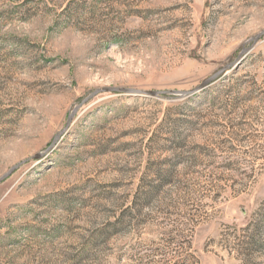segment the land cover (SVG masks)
<instances>
[{"label":"rangeland","instance_id":"374dc122","mask_svg":"<svg viewBox=\"0 0 264 264\" xmlns=\"http://www.w3.org/2000/svg\"><path fill=\"white\" fill-rule=\"evenodd\" d=\"M263 31L264 0H0V264H264Z\"/></svg>","mask_w":264,"mask_h":264},{"label":"water","instance_id":"95a60500","mask_svg":"<svg viewBox=\"0 0 264 264\" xmlns=\"http://www.w3.org/2000/svg\"><path fill=\"white\" fill-rule=\"evenodd\" d=\"M264 34V31L262 33H260L259 35H257L255 38L252 39L253 42H256L259 37L261 35ZM246 52V50H242L240 56H242L244 53ZM226 70V68L220 70L219 72H217L214 76H212L211 78H209L208 80L204 81L203 83H201L197 88L188 91V92H141V91H133V90H125V89H117V88H113V89H104V90H96L95 92H93L91 95H89L85 100H83L82 104L86 103L87 101H89L90 99H92L94 96H96L98 93L100 92H122V93H127V94H144L147 96H151V97H156L159 95H164V94H175L178 97H188L191 96L199 91L204 90L206 87H208L210 85L211 82H213V80H215L221 73H223ZM74 113V112H73ZM73 115V114H72ZM71 120V116L68 118L67 124H69ZM56 139L54 140L52 146L55 144ZM51 146V147H52ZM22 163H19L15 166H13L6 174H4L3 176L0 177V183L3 182L6 178H8L18 167H20Z\"/></svg>","mask_w":264,"mask_h":264},{"label":"trees","instance_id":"16d2710c","mask_svg":"<svg viewBox=\"0 0 264 264\" xmlns=\"http://www.w3.org/2000/svg\"><path fill=\"white\" fill-rule=\"evenodd\" d=\"M188 123H191V122H188Z\"/></svg>","mask_w":264,"mask_h":264}]
</instances>
